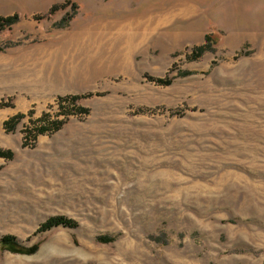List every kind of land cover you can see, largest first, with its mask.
<instances>
[{
	"label": "rangeland",
	"instance_id": "rangeland-1",
	"mask_svg": "<svg viewBox=\"0 0 264 264\" xmlns=\"http://www.w3.org/2000/svg\"><path fill=\"white\" fill-rule=\"evenodd\" d=\"M0 151V264H264V0H0Z\"/></svg>",
	"mask_w": 264,
	"mask_h": 264
},
{
	"label": "trees",
	"instance_id": "trees-1",
	"mask_svg": "<svg viewBox=\"0 0 264 264\" xmlns=\"http://www.w3.org/2000/svg\"><path fill=\"white\" fill-rule=\"evenodd\" d=\"M15 19H16V18H15ZM15 19L12 18V17H8V18H4V19H2V21L10 23L11 21H13V20H15ZM68 99H69V101L74 105L75 100L77 99V97H76V96H73V97H69ZM63 113H64L65 115H67L68 113H70V109L65 110V112H63ZM43 117H45V114H44V116H42L41 118H39L38 121H41ZM14 119H18V116L16 115V116L14 117ZM13 121H14V120H12V119L9 120V121H7V122H6V125H7L8 127H10V128L13 127V126H10V125H13V124H12ZM60 123H61V121H58V120H56L55 122H53V124H54V129H55V128H58L59 125H60ZM46 130H48V127L45 126V125H42V124H40V125L37 126V128H36V132H37V133H42V132H44V131H46ZM6 153H7V152L0 151V155H2V156L6 155ZM59 224H62V225H69V224H71V222H70L69 220H66V219H63V218H53V219H51L47 224L43 225V227L55 226V225H59Z\"/></svg>",
	"mask_w": 264,
	"mask_h": 264
}]
</instances>
